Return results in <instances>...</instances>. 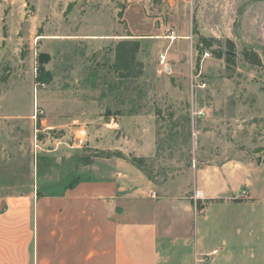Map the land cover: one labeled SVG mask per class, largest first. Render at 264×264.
<instances>
[{"label": "rangeland", "instance_id": "obj_1", "mask_svg": "<svg viewBox=\"0 0 264 264\" xmlns=\"http://www.w3.org/2000/svg\"><path fill=\"white\" fill-rule=\"evenodd\" d=\"M199 36L214 47L198 51ZM130 38L141 41L145 73L125 94L112 89L110 66L115 45ZM244 47L263 67L244 61ZM152 142L148 178L170 196L196 198L197 213L225 201L201 199L209 186L197 188L200 169L238 168L239 198L229 199H248L247 172L264 166V0H0V203L62 193L110 169L105 159L82 166L81 153L142 157ZM225 236L230 229L217 233ZM251 255L241 258L254 264Z\"/></svg>", "mask_w": 264, "mask_h": 264}, {"label": "crops", "instance_id": "obj_2", "mask_svg": "<svg viewBox=\"0 0 264 264\" xmlns=\"http://www.w3.org/2000/svg\"><path fill=\"white\" fill-rule=\"evenodd\" d=\"M128 12L132 33L141 35L133 30ZM150 147L142 157L153 156L155 142ZM108 163V171L91 173L61 194L4 199L0 264H247L241 258L247 249L254 264H264V238L253 232L264 225V166L247 172L246 182L254 188L242 201L229 199L239 198L234 185L238 168L225 164L213 172L200 169L195 174L197 188L209 186L201 199L225 197L205 204L200 214L196 198L170 196L125 160ZM242 228L247 230L244 237L239 234ZM226 229L231 230L230 239L219 240L217 233Z\"/></svg>", "mask_w": 264, "mask_h": 264}, {"label": "trees", "instance_id": "obj_3", "mask_svg": "<svg viewBox=\"0 0 264 264\" xmlns=\"http://www.w3.org/2000/svg\"><path fill=\"white\" fill-rule=\"evenodd\" d=\"M131 36L132 35H130V37ZM215 43L216 40L214 39L199 36L197 50L203 53L206 49H212ZM141 46H142L141 41L134 38L120 40L115 45L113 50L114 59H113V63L110 66V70L115 78L114 80L116 83L113 84L112 89H116V88L125 89L127 91L125 94H128L130 90L128 86L137 83L143 77L145 73V65L142 61L138 60V55L142 49ZM226 47L228 49L226 53V60L228 63H234V56L232 52L235 50V44L229 40L226 43ZM212 52L216 54L218 58L222 57L221 52H217L216 50H212ZM242 57L245 62L253 66L263 67V61L261 56L258 54V52H256L253 49H248L244 47L242 50ZM128 97L129 96H126V98ZM96 159H105V160L121 159V160L129 161L136 168L144 172L146 175H149V168L146 166L149 160L146 157H137L133 155L126 156L121 151H103V150H94L89 155L81 153L79 156V162L84 167H89L93 165ZM86 179L87 178L77 179L74 183L70 184L65 189L72 188L76 184ZM37 196L42 197L46 195H37Z\"/></svg>", "mask_w": 264, "mask_h": 264}, {"label": "built area", "instance_id": "obj_4", "mask_svg": "<svg viewBox=\"0 0 264 264\" xmlns=\"http://www.w3.org/2000/svg\"><path fill=\"white\" fill-rule=\"evenodd\" d=\"M161 59H162V64L165 65L166 63V57L164 55L161 56Z\"/></svg>", "mask_w": 264, "mask_h": 264}]
</instances>
